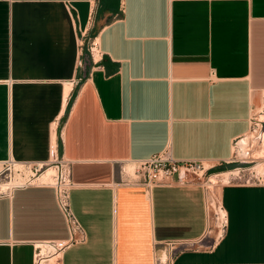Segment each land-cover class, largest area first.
Listing matches in <instances>:
<instances>
[{
	"label": "crops",
	"instance_id": "1",
	"mask_svg": "<svg viewBox=\"0 0 264 264\" xmlns=\"http://www.w3.org/2000/svg\"><path fill=\"white\" fill-rule=\"evenodd\" d=\"M263 95L264 0H0V160H67L84 231L56 264H264V185L223 186L218 237L201 186L129 183L167 147L227 169ZM67 235L51 188L0 195V264Z\"/></svg>",
	"mask_w": 264,
	"mask_h": 264
},
{
	"label": "built area",
	"instance_id": "2",
	"mask_svg": "<svg viewBox=\"0 0 264 264\" xmlns=\"http://www.w3.org/2000/svg\"><path fill=\"white\" fill-rule=\"evenodd\" d=\"M94 42L89 47L91 58L98 54ZM78 65L82 62L78 61ZM253 133H255L253 135ZM253 135L254 139H251ZM46 162H18L12 158L0 160V195L13 188L28 186L49 187L53 190L56 206L67 227L65 239H49L32 242V264H56L64 249L83 241L84 231L73 215L69 203V191L73 186L69 178V162L57 158L50 150ZM227 169L213 171L209 162L196 159H176L169 148L149 158L134 163L129 183L141 184L147 189L152 186L198 185L204 190L205 206L210 218L217 223L218 230L225 226V212L221 204V190L226 184L264 185V119L251 116L248 131L233 139L231 155L224 161ZM51 172L44 177L47 169ZM224 210V209H223ZM180 243L167 242L168 246Z\"/></svg>",
	"mask_w": 264,
	"mask_h": 264
},
{
	"label": "rangeland",
	"instance_id": "3",
	"mask_svg": "<svg viewBox=\"0 0 264 264\" xmlns=\"http://www.w3.org/2000/svg\"><path fill=\"white\" fill-rule=\"evenodd\" d=\"M90 45H89V47H90ZM252 116L255 117L257 120L258 119H264V95H263V99H262L261 104L253 111ZM254 134L255 133H253V135ZM253 135L251 136V139H254ZM216 226H217V223L215 222V220L213 221V219L210 218L209 229L211 230L213 235H217L218 227H216Z\"/></svg>",
	"mask_w": 264,
	"mask_h": 264
},
{
	"label": "bare ground",
	"instance_id": "4",
	"mask_svg": "<svg viewBox=\"0 0 264 264\" xmlns=\"http://www.w3.org/2000/svg\"><path fill=\"white\" fill-rule=\"evenodd\" d=\"M50 172H51V170L48 168V169L46 170V173H45V175L43 176V178L46 177V176H48V175L50 174ZM218 214H224V210H223V209L218 210ZM214 226H215V225H214ZM218 231H219V232H218L219 234H217V236L219 237L220 234H221V229H219Z\"/></svg>",
	"mask_w": 264,
	"mask_h": 264
}]
</instances>
